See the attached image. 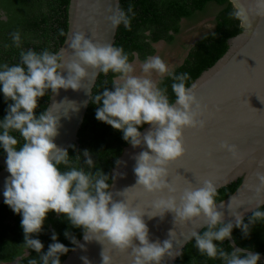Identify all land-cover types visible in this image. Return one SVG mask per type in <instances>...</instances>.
Instances as JSON below:
<instances>
[{
	"label": "clouds",
	"instance_id": "obj_1",
	"mask_svg": "<svg viewBox=\"0 0 264 264\" xmlns=\"http://www.w3.org/2000/svg\"><path fill=\"white\" fill-rule=\"evenodd\" d=\"M228 3L231 6L229 19L238 22L242 35L253 36L255 21L264 19V0H228ZM107 11L110 15L106 20L111 29L123 25L131 30V19L135 16L131 4L126 12L116 0L115 7L109 6ZM59 35L65 36V32L60 30ZM10 39L11 45L3 47L11 46L21 51L18 63H0V93L7 103L6 115L0 119V149L6 154V169L10 173L5 180L3 197L4 203L21 216L24 242L17 255L3 258L0 264L12 259V264H24L25 260L27 264H61L60 257L70 249L58 242L55 231L46 252H42V242L32 238L42 231L50 211L64 214L71 227L82 229L85 242L95 241L102 245L100 264H113L111 250L128 252L131 264H162L165 256L175 259L182 255L180 250H173V232L169 233L170 239L150 241L145 212L125 200L129 188L120 192L122 199H114L111 189L116 174L109 177L99 169L92 172L96 165L87 149L69 157L66 148L53 142L60 117L51 106L35 114L38 100L49 91L52 96L58 95L60 89L78 91L83 88L85 79L92 82L98 75L107 77L109 73H112L111 90L105 86L95 95L89 91L90 101L98 105L95 110L98 121L121 131L122 139L133 148L147 149L135 157L136 182L130 188L138 185L149 194L167 192V196L162 195L152 202L153 214L147 213L149 219L159 216L162 220L171 213L177 225L203 217L205 230L191 233L200 255L219 259L222 264H258L260 253L232 246L231 251H225L214 241L230 239L234 228L247 238L252 226L264 221V174H257L255 205L243 212L232 211V221L225 220L221 205L216 202L218 189L212 181L204 180L200 187L189 182L179 201L177 187L169 182V165L185 154L183 130H202L206 126L203 117L207 106L197 99V86L186 84L190 80L187 72L177 74L159 55H149L137 65L129 58L137 56L136 53L129 54L112 43L93 42L79 32L68 35L67 47L56 52L47 48L40 52L31 48L23 50L19 30L10 33ZM87 69H91V73ZM165 78L172 81L174 100L169 99L167 86H162ZM145 124L149 128L142 133L139 128ZM219 147L233 160L243 159L235 144L225 141ZM259 165L264 166V160ZM243 204H236V208ZM246 212L252 213L247 223ZM64 236L75 246L71 250L85 248L69 231L66 230ZM29 249L37 253L38 260L29 259ZM80 259L83 264H90L87 257Z\"/></svg>",
	"mask_w": 264,
	"mask_h": 264
},
{
	"label": "water",
	"instance_id": "obj_2",
	"mask_svg": "<svg viewBox=\"0 0 264 264\" xmlns=\"http://www.w3.org/2000/svg\"><path fill=\"white\" fill-rule=\"evenodd\" d=\"M115 3L116 0H69L67 32L58 50L66 48L67 36L77 32L85 34L93 42L113 44L117 28L111 29L106 17L110 15L107 9L109 6L114 8ZM133 60L138 61V56ZM87 71L91 73L92 70ZM96 80L97 78L91 82L90 79H85L83 88L78 91L60 89L58 95L50 94L47 107L51 106L53 112L60 117L58 134L53 141L58 147L68 150L73 143H77V133L90 101L89 91L92 93ZM193 83L197 86V99L208 109L203 117L206 126L202 130H183L185 154L169 165V182L177 187L176 197L179 201L189 182L194 187H200L204 180H210L219 189L240 178L238 187L217 202L221 205L220 210L223 211L225 220L232 221V211L243 212L245 208L255 205V189L259 184L257 174H264V166L259 165L264 160V19L258 18L255 21L253 36H244L240 32L229 38L226 52L212 66L203 70L191 84ZM148 128L149 125L145 124L141 132ZM225 141L237 146L243 157L240 162L220 149L219 145ZM143 150L147 149L133 148L130 144L123 148L118 158L120 163H116L111 171V176L116 174L111 189L114 199H122L120 192L129 188L125 200L130 206L145 212L144 220L149 229L150 241L170 239L169 233L173 232V250L182 252L192 239L191 233L200 232L205 227V220L200 217L189 223L175 225L171 213L166 214L162 220L159 216L149 219L148 215L153 214L150 207L152 202L162 195L167 196V192L149 194L138 185L130 188L136 182L133 171L135 157ZM0 166L1 204L4 202L5 180L10 176L5 158L1 155ZM238 203L244 204L236 208ZM250 214L251 212H246L245 217ZM79 241L85 248L70 250L61 264H83L80 259L82 256L87 257L90 264H100L102 245L95 241L87 243L82 236ZM225 241L233 248H240L233 236ZM134 243L139 242L134 240ZM128 251L131 252V249ZM111 256L113 264H131L128 252L111 250ZM260 256L264 264V255L260 253ZM176 258L165 256L162 264H173Z\"/></svg>",
	"mask_w": 264,
	"mask_h": 264
},
{
	"label": "trees",
	"instance_id": "obj_3",
	"mask_svg": "<svg viewBox=\"0 0 264 264\" xmlns=\"http://www.w3.org/2000/svg\"><path fill=\"white\" fill-rule=\"evenodd\" d=\"M2 2L5 3L4 6L9 13V21L0 30V63L14 65L19 62L21 49L11 46L7 49L3 47L4 44L11 45L10 33L16 30L21 33L23 50L29 45H33V50L37 52L45 48L52 52L59 49L67 32L69 0H2ZM119 4L126 12L128 5L131 4L135 16L131 19L130 31L126 30L123 25L117 28L113 45L123 47L129 54L136 53L141 61L155 53L153 47L155 43L159 41L172 43L175 36L181 31L182 20L192 19L197 13L203 12L209 4L220 7L214 18L213 30L197 39L182 63L174 68L177 74L187 72L190 75V80L186 82L187 85H190L203 70L212 66L226 52L229 38L241 32L238 22L228 17L231 10L228 0H119ZM60 30L65 32V36L59 35ZM50 42L53 43L52 46L49 45ZM129 58L133 60L134 57L130 55ZM111 79L112 73H109L107 77L103 74L98 75L92 94L102 92L105 86L111 90ZM105 81H108V85H105ZM171 83V80L165 78L162 86H167L169 99L174 100ZM50 94L49 91L38 100L36 115L47 108ZM97 107L98 105L89 101L77 133V143H73L71 146L74 147L70 146L67 151L69 157H75L87 149L96 165L91 171L95 172L99 169L111 177V171L128 143L122 139L121 131L113 129L110 125L95 118ZM6 108L7 103L0 93V119L6 115ZM144 126L139 130L141 131ZM14 135L19 139L17 133ZM20 143L23 141L21 140ZM0 155L3 158L6 157L2 149H0ZM81 159L83 160L82 156ZM61 170H63V166H61ZM109 182L111 183V180ZM240 182L239 178L237 181L219 188L216 202L229 196ZM251 214L245 217V223ZM20 221L19 214L14 213L4 202L0 204V261L3 258L6 259L9 250L13 253L20 252L21 244L24 242ZM66 230L77 240L82 236V229L71 227L64 214L58 215L50 211L44 220L42 231L39 234H33L32 238L39 239L44 245L42 252H46L48 245L52 243L51 234L55 231L58 242L63 243L71 250L74 245L65 238ZM204 230L205 227L199 233ZM232 236L238 246L264 253V221L252 226L247 238L243 237L237 228L233 229ZM15 240L18 245H12ZM214 243L224 248L225 251H231L229 243L225 240L223 242L214 241ZM194 244V240L191 239L183 248L182 255L177 257L173 264H222L219 259H208L200 255ZM28 252L29 259H39L34 250L29 249ZM67 254L60 257L61 263ZM24 264H27V260L24 261Z\"/></svg>",
	"mask_w": 264,
	"mask_h": 264
},
{
	"label": "rangeland",
	"instance_id": "obj_4",
	"mask_svg": "<svg viewBox=\"0 0 264 264\" xmlns=\"http://www.w3.org/2000/svg\"><path fill=\"white\" fill-rule=\"evenodd\" d=\"M219 9L220 7L209 4L203 12L197 13L192 19L182 20L181 31L175 36L174 41L172 43L164 41L155 43V53L153 55L161 56L171 67L175 68L180 65L190 45L213 30L214 18ZM139 62L142 61H136L137 65ZM12 245H18L17 240L12 242ZM17 254L9 250L6 258H13L12 256Z\"/></svg>",
	"mask_w": 264,
	"mask_h": 264
},
{
	"label": "flooded vegetation",
	"instance_id": "obj_5",
	"mask_svg": "<svg viewBox=\"0 0 264 264\" xmlns=\"http://www.w3.org/2000/svg\"><path fill=\"white\" fill-rule=\"evenodd\" d=\"M4 4H5V3H3L2 0H0V30H1V27H3L4 24L6 25V24L8 23V21H9V13H8V11L6 10ZM193 44H194V42L190 45V47L193 46ZM49 45L52 46L53 43L50 42ZM153 47H154V45H153ZM28 48L33 49V45H29ZM28 48H24V49L27 50ZM189 49H190V48H189ZM189 49H188V51H189ZM188 51H187V53H188ZM187 53H186V55H187ZM186 55H185V56H186ZM181 63H182V62H181ZM252 251H253V250H252ZM255 252H257V251H255ZM258 253H261V254L264 255V253H262V252H258ZM258 263L263 264V262H262L261 260H260Z\"/></svg>",
	"mask_w": 264,
	"mask_h": 264
},
{
	"label": "bare ground",
	"instance_id": "obj_6",
	"mask_svg": "<svg viewBox=\"0 0 264 264\" xmlns=\"http://www.w3.org/2000/svg\"><path fill=\"white\" fill-rule=\"evenodd\" d=\"M12 261H13V259L9 260V261H6L5 264H12Z\"/></svg>",
	"mask_w": 264,
	"mask_h": 264
},
{
	"label": "snow or ice",
	"instance_id": "obj_7",
	"mask_svg": "<svg viewBox=\"0 0 264 264\" xmlns=\"http://www.w3.org/2000/svg\"><path fill=\"white\" fill-rule=\"evenodd\" d=\"M135 203H137L138 201H134Z\"/></svg>",
	"mask_w": 264,
	"mask_h": 264
}]
</instances>
